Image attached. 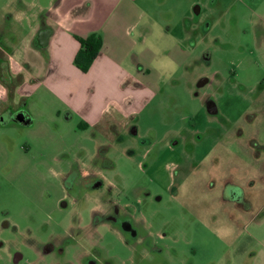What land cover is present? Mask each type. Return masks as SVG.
Wrapping results in <instances>:
<instances>
[{"label":"rangeland","instance_id":"374dc122","mask_svg":"<svg viewBox=\"0 0 264 264\" xmlns=\"http://www.w3.org/2000/svg\"><path fill=\"white\" fill-rule=\"evenodd\" d=\"M135 3L146 15L133 38L117 12L98 32L124 69L143 63L155 81L125 126L82 129L46 93L34 123L9 122L0 136V264L51 262L41 246L77 223L102 251L98 264H264V113L255 102L264 59L253 53L264 0ZM228 180L245 190L249 212L220 201ZM115 206L137 241L97 221Z\"/></svg>","mask_w":264,"mask_h":264},{"label":"crops","instance_id":"0c3cea01","mask_svg":"<svg viewBox=\"0 0 264 264\" xmlns=\"http://www.w3.org/2000/svg\"><path fill=\"white\" fill-rule=\"evenodd\" d=\"M120 1L0 2V136L12 129L9 122L20 124V114L34 123L39 104L47 102L46 93L64 106L68 116L76 115L82 129L107 134L125 126L127 122L120 123L123 117L149 102L155 82L150 69L143 63L124 69V55L112 56L106 42L88 71L74 63L80 48L77 36L106 32L107 25L115 23V12L125 17V33L132 37L146 12L137 0H123L122 5Z\"/></svg>","mask_w":264,"mask_h":264},{"label":"flooded vegetation","instance_id":"af4514ba","mask_svg":"<svg viewBox=\"0 0 264 264\" xmlns=\"http://www.w3.org/2000/svg\"><path fill=\"white\" fill-rule=\"evenodd\" d=\"M258 44V50H253V53L256 55L260 53V55L264 59V32L262 34L260 33L256 39ZM259 65V64H258ZM264 67V66H263ZM210 81V78L203 77L199 85H204ZM259 86H262L261 92L255 97L256 103H258V111L259 113H264V75L259 79ZM213 99H208L206 102L207 108L210 104L212 107L215 106ZM217 106V104H216ZM209 111V110H208ZM263 111V112H262ZM218 112V107H217ZM216 112V113H217ZM211 113V112H210ZM214 114V113H212ZM248 145V143H247ZM264 178V172L262 174ZM223 189L221 191L220 195V201L222 202H229L234 201L236 202L233 204L234 206H237L238 208L244 209L245 211H248L252 206L251 201H246L245 197V190L240 187V185L233 180H228L225 183H223ZM244 199V202H241V200ZM240 203V204H239ZM225 209H229L225 207ZM97 221L100 220V222L104 220L110 221L112 223H115L119 230L122 233H127L131 237L136 238L135 241L138 239V231L136 230V226L133 222V220L130 218V215L128 212H124L123 214H120L119 209L115 206L114 210L108 211L105 213L104 216L101 214L96 217ZM100 222L96 224H100ZM146 239L139 240L138 244L145 243ZM41 250L43 254H49L52 253L54 259L51 260V262H48L46 264H98L101 261V255L102 251L97 247H91L89 243H86V223L84 224H76V226L72 225L69 226L67 229L60 232V235L57 237H53L49 242L46 244H43L41 246ZM13 261L12 262H20L24 258V254L20 251L14 250L12 254ZM75 258L77 261H72V259ZM34 264H39L38 262H35ZM42 264V263H40Z\"/></svg>","mask_w":264,"mask_h":264},{"label":"trees","instance_id":"16d2710c","mask_svg":"<svg viewBox=\"0 0 264 264\" xmlns=\"http://www.w3.org/2000/svg\"><path fill=\"white\" fill-rule=\"evenodd\" d=\"M77 39L80 42V48L75 55L74 63L79 69L86 72L102 50V36L97 32H93L87 37L77 36ZM19 122L21 124L31 123L30 118L25 115L24 119ZM105 148V146L101 147L100 151L103 152V149Z\"/></svg>","mask_w":264,"mask_h":264},{"label":"water","instance_id":"95a60500","mask_svg":"<svg viewBox=\"0 0 264 264\" xmlns=\"http://www.w3.org/2000/svg\"><path fill=\"white\" fill-rule=\"evenodd\" d=\"M213 103H214V101H212ZM208 110H209V112H211V113H216L217 112V106H216V104H215V106L214 107H212L210 104L208 105ZM2 119H4V118H2ZM17 119L20 121V120H23L24 119V114H20V115H18V117H17Z\"/></svg>","mask_w":264,"mask_h":264}]
</instances>
